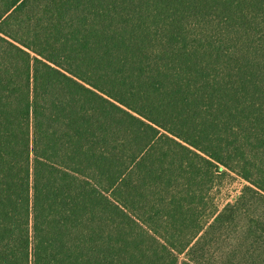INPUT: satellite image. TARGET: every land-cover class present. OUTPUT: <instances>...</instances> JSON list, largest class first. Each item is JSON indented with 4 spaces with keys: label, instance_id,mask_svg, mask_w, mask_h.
I'll return each instance as SVG.
<instances>
[{
    "label": "trees",
    "instance_id": "16d2710c",
    "mask_svg": "<svg viewBox=\"0 0 264 264\" xmlns=\"http://www.w3.org/2000/svg\"><path fill=\"white\" fill-rule=\"evenodd\" d=\"M258 199L264 0H0V264H264Z\"/></svg>",
    "mask_w": 264,
    "mask_h": 264
},
{
    "label": "rangeland",
    "instance_id": "374dc122",
    "mask_svg": "<svg viewBox=\"0 0 264 264\" xmlns=\"http://www.w3.org/2000/svg\"><path fill=\"white\" fill-rule=\"evenodd\" d=\"M214 176L217 182L212 193L215 197V204L218 206V209H221L227 203H234L249 199L251 197V194H248V191L246 190L247 184L234 173L226 171L220 166H214ZM260 200L261 199H258L256 201L257 205ZM262 205L263 202L258 205V207L264 211V209L261 207ZM250 224L251 226L248 230L251 233H253V230L255 229L260 230L261 233L264 232L257 223L251 221ZM253 234L256 235V233ZM183 258L184 255H181L179 259L182 260Z\"/></svg>",
    "mask_w": 264,
    "mask_h": 264
}]
</instances>
